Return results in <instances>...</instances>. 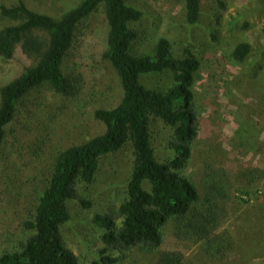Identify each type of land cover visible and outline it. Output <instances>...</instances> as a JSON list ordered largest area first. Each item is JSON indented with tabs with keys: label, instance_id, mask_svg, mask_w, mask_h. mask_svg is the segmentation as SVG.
Returning <instances> with one entry per match:
<instances>
[{
	"label": "rangeland",
	"instance_id": "374dc122",
	"mask_svg": "<svg viewBox=\"0 0 264 264\" xmlns=\"http://www.w3.org/2000/svg\"><path fill=\"white\" fill-rule=\"evenodd\" d=\"M17 1L0 0V6L10 7ZM21 1L35 12L60 18L82 0ZM126 1L143 13L132 25L141 35L134 54L149 53L154 41L164 37L176 53L187 48L199 59L201 67L193 88L198 137L185 174L200 192L209 176L225 177L229 186V199L223 205L227 219L221 230L231 239L233 249L225 258H212L204 243L178 241L172 224L164 229L162 250H182L185 264H264V180L248 189L250 197L241 194L248 185L241 172L247 168L264 171V0H222L224 7L202 0L195 25L187 24L178 0ZM10 24L0 18V28ZM106 33L102 8L78 27V50L65 60V69L78 78L77 95L55 96L42 89L21 109L16 123L18 138H12L0 155V255L21 238V224L35 212L58 153L99 135L103 127L94 119V112L114 108L121 100L116 72L102 58ZM243 42L249 44L250 52L241 64H234L229 55ZM24 62L19 54L12 63L0 58V85L11 80ZM140 82L149 89L165 91L174 79L172 73L165 72L144 75ZM163 127L160 123L152 127L159 158L167 155L168 132ZM24 135L25 140H20ZM131 158L129 147L104 157L90 199L70 205L71 220L61 233L81 264H92L101 254L117 259L116 264L155 263L156 256L139 252L125 256L116 249L103 251L99 230L92 222L95 215L108 213L125 199Z\"/></svg>",
	"mask_w": 264,
	"mask_h": 264
},
{
	"label": "trees",
	"instance_id": "16d2710c",
	"mask_svg": "<svg viewBox=\"0 0 264 264\" xmlns=\"http://www.w3.org/2000/svg\"><path fill=\"white\" fill-rule=\"evenodd\" d=\"M178 1L187 24H197L202 0ZM212 1L224 7L222 0ZM99 8L107 25L102 58L116 72L121 100L114 108L94 112V119L103 127L99 135L58 153L35 212L21 224V238L0 255V264H81L67 248L61 228L71 220V203L85 204L83 200L90 199L102 159L126 147L132 151L126 197L119 207L92 219L103 251L156 256L154 264H185L182 250H162L164 229L172 224L178 241L204 243L212 258H225L233 249L231 239L221 230L227 219L223 205L229 199L225 177L209 176L200 192L185 174L198 137L193 88L201 67L199 59L187 48L176 53L164 37L154 41L149 53L134 54L141 35L132 25L143 13L126 0H82L60 18L35 12L21 0L10 7L0 6V18L11 22L0 28V58L12 63L19 54L26 62L0 85V155L12 138H18L17 118L29 97L42 89L55 96L77 95L78 78L65 69V60L78 50L79 25ZM249 52V44L243 42L229 58L241 64ZM165 72L174 79L168 90L149 89L140 82L144 75ZM159 123L168 132L165 158H159L153 146L152 127ZM241 177L248 184L241 194L250 197L248 189L264 180V171L247 168ZM117 262L101 254L92 264Z\"/></svg>",
	"mask_w": 264,
	"mask_h": 264
}]
</instances>
